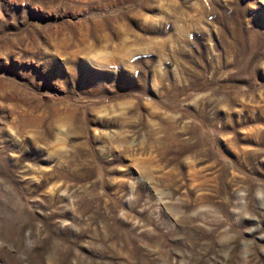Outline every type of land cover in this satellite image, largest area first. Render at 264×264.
<instances>
[{"label": "rangeland", "instance_id": "1", "mask_svg": "<svg viewBox=\"0 0 264 264\" xmlns=\"http://www.w3.org/2000/svg\"><path fill=\"white\" fill-rule=\"evenodd\" d=\"M263 130L264 0H0V264H264Z\"/></svg>", "mask_w": 264, "mask_h": 264}, {"label": "bare ground", "instance_id": "2", "mask_svg": "<svg viewBox=\"0 0 264 264\" xmlns=\"http://www.w3.org/2000/svg\"><path fill=\"white\" fill-rule=\"evenodd\" d=\"M264 131V130H263ZM260 133V132H259Z\"/></svg>", "mask_w": 264, "mask_h": 264}]
</instances>
